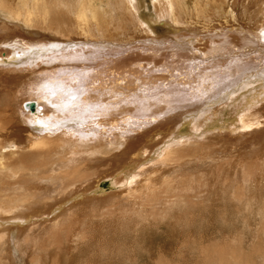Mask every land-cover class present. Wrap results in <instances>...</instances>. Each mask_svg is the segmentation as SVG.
I'll return each mask as SVG.
<instances>
[{"label": "rangeland", "instance_id": "374dc122", "mask_svg": "<svg viewBox=\"0 0 264 264\" xmlns=\"http://www.w3.org/2000/svg\"><path fill=\"white\" fill-rule=\"evenodd\" d=\"M188 1H192V0H188ZM97 3L101 5L100 6L101 8H99V11H98V16H97L98 21L97 22L99 23V25L105 26L103 35L100 36V39L103 38V40H111L112 42H117V43L121 42L122 44L126 42L127 43L123 44L122 46L121 44L119 46L117 45L116 47H113L114 48L113 50L105 49V51H102L100 49L94 61L90 60V58L93 59L92 57L85 59L84 66L85 67L89 66L87 67V68H91L89 71L87 69L85 70V72L82 71L79 73L70 74L69 69H67V71H64V69H59L57 67L58 65H56L53 68H51V72H50L48 69H44L43 67H41L43 64L42 63L43 60H45L44 57H41L40 61L37 60V62H40V64H36L37 62L33 63V64H36L33 68L34 73L27 74L26 76L21 74L20 71H19L20 73L19 74L15 71L13 72L12 69L9 68V67H13L14 64L16 63V62L15 63L13 62L15 58L9 60L11 61L10 63L12 64L3 65L4 67H0V127L2 126L4 129L8 130L7 132H4L3 128L2 130L0 128V140L2 139L1 137L3 138L5 137V140H7L5 142L6 145L8 144V140H15L17 141V143L20 145V148H21V149L17 148L14 151H9V149L7 150L6 148H3V150H6V151L2 153L4 154V158L6 162L8 163H14L16 161L24 162L22 167L20 166L17 167L20 169L17 172L18 176L16 175V178L19 177V175H21L20 177L24 179V180H21L22 183L20 185L10 184V182L16 178H12L10 172L4 175L7 172L5 168L0 170V182H1L0 183V196L5 197L7 196L6 194L18 195L17 192H19V190L12 188L13 189L12 191V189L11 190L9 189L11 188L10 186H20L22 187V191H24L23 188L26 187L27 193L28 191H32L33 198H34V199L32 198V202H34V204H42L44 202L42 201V197H44L45 195H47L48 202L54 200L56 197L58 198L59 196H64L67 191H71L72 189H74L80 182L70 185L65 192L61 191L59 194H57V192L60 189V185H58L57 182H54L52 180H45L43 178H36V177L30 178V177L33 176L35 173L40 174L44 170H50L52 168L56 169L54 173H57L58 169L67 168L68 166L67 162L71 160L70 156L72 155V152H75V150L78 149L81 151V153L79 154H83L82 152L84 151L83 149L88 150L89 148H91V146L98 145L99 142H102L104 144L103 146L105 147L104 149L107 148L109 151L113 150L115 152H118L117 154H119V152L123 153L124 150H127L128 142H130L129 140L130 138L129 139L127 138L125 141H123V138L121 136L124 135V132L122 130H118L119 125L127 124L126 122L122 121L123 120L122 116L124 114H130L132 117L134 116H138L140 118L146 117L148 120L151 116L158 117V115H160L162 117H166L167 111L168 112L173 111L172 114L173 116H175L176 113H182L188 109H191L193 113L192 115L194 117L190 118V120H192L193 122L190 121L189 119L186 120L184 122L185 125L183 124L184 127L183 129H181V133H180L183 136V138H185V141L187 143L183 144L181 142V146L179 145H175V146L178 147V149L179 147L183 148L180 153L188 152V154L184 158L196 159L197 157L199 158L200 156L199 160L202 158L201 159L202 161L199 162V164L197 165L198 169L196 168L192 172H191L192 169L190 168L184 170L178 167L180 169L178 171L174 170L173 168H170V165L172 166L176 165L175 161H172L171 163H169L170 165H168L167 163V167H163L160 164L158 165V163L156 164L157 166L156 165L151 166V167L148 166L149 171L151 169H155V170L157 169V173H158L167 168L168 171L172 172V174L170 175L171 176L174 175L173 187L171 189V187L168 185H166L165 187L159 184V186L155 185L156 187L153 190L149 189L147 191H143L144 193L139 192L138 194L143 195V198L134 197L135 194L132 195L131 198L133 202L131 203V207H136L138 205L143 204L145 217H147V226H145L144 228H141V225L138 224L136 219L133 220L132 217L125 216V219H123V222H122V224L125 222L124 223L125 226L123 225L122 227L121 223L118 224L117 226H119L120 229H123V232L125 233V235H127V237L124 236V237L118 238L119 236H116L112 238V241L110 243L105 241L104 243L101 244V240L103 236L107 237V234L111 235V233L109 232V229H110L109 226L112 223V216L114 215V213H121V211L118 209L117 210L115 209V212H114L112 207L114 206L116 208L121 209L122 211H124L123 212L124 214L127 213V210L126 209L124 210V208L127 207V204L124 200L127 194H122V193H124L128 187H125L124 181H122L121 184L118 183L121 180L122 173L119 174L118 169H116L114 175L111 176V184L113 188L112 192L118 193L121 191V193H119L120 197L119 195L117 198L115 197L116 198L115 200L113 201L110 200V201L105 202V203L107 202L113 203L114 205L112 204L111 208L107 206L108 204L106 205L104 202L102 203V208L103 209L108 208L109 212H106L104 215H100L102 209H98L97 206H95L96 208L95 212L89 213L86 215L84 214L82 215V217L80 216L81 218L80 219L79 216L75 215L73 211H70L71 214L69 215L68 218H66L67 221L66 219H64L61 223L55 222V224L57 223L56 225L54 224L52 227H49L47 229H45L43 226V230L41 229L37 230V231L42 232L39 236L38 234H36V232L35 233L32 232L33 234L36 235V238L34 240L30 236H28L29 240H33L32 244L34 246L32 245L33 246L31 249L32 251L26 252L27 254L20 253L19 255L15 252V255L12 259L13 262L11 259L8 260L7 257L6 258L2 257V261L0 263L1 264H9V263L10 264H33L34 261H39L43 258L45 259V261H43L42 264H47V263L48 264H62L61 257L65 255L67 251H70L71 253L73 254L76 253L78 255V257L74 258L71 261V264H90V262H92V264H130V262L131 264L132 263L133 264H264V232H263L264 231V212H262L264 211V205H263L264 204V189L263 187H261L260 189L257 185H255L254 189H252V192L250 194H246L245 190L243 194L241 193L239 194V191H238L239 182H235V181L232 182L231 180L232 171L237 172L238 167H239L241 174H243V172L248 169L247 170L248 172L262 173L264 177V137H263L264 135V123H263L264 122V101H263L264 91L263 90L259 91L260 87L262 89L264 88V55H263L264 52L263 53L261 52V50L263 49L262 48L263 45L261 46V44H264V40H263L264 12L262 13L261 11L259 12L261 8L260 6L264 5V1L263 0H255V1L254 0H222V1L221 0H212V1L209 0L207 5L205 6L206 15H203L200 17L193 16V17L188 18L187 19L189 22L188 25H191V28L193 30L191 28L187 30L182 29V28H181L182 30L179 29L177 31V35L180 37H178L179 39L176 38L175 40L186 39V38L193 39V41L190 39L191 40L190 44L195 45V48L199 49L200 52L203 51L202 54H200L202 56V58H200L201 59L200 62H198V59L195 62L190 61L191 56L184 50L180 52L178 55H173V54L170 55L168 49L172 47L171 45L172 41L171 42L169 41L168 43L165 44L167 45V47H164V46L162 47L159 44H156V43L151 44L150 42H145V41L139 42L137 40L140 37L134 36V35L140 36V34H138V31L136 29L135 30L137 32L133 29H128V31L126 32H128L129 37H125L124 36L125 29L120 30V28L116 27L117 25L116 20L117 18H120V19L126 18V16H124L126 15V12L123 13V10H121L122 13H118L120 14V16L118 14L115 16L113 15L114 9L112 8L113 7L112 3L110 4L109 2L108 4L106 0H101V3L99 2ZM97 3L96 5H93V4L90 5V7L92 8L94 6L96 7L98 5ZM240 5L243 6V8L246 7L244 8L245 10L241 8ZM97 9L98 8H96L95 10ZM111 9L112 11L110 12L111 13L110 14L109 11ZM100 10L103 11L104 13L102 14ZM124 11H126L125 8H124ZM216 12L218 13V15ZM85 14H86L85 19L88 20L89 23L92 24L94 21L92 20V15L90 14L89 10H85ZM109 17H112L113 21L115 20V22H113L112 19H110ZM70 18H73V17L66 16L65 19L61 21L56 20L55 24L58 25L59 27H62V29H61V32L58 33L57 31L59 30V28H57V31H56L57 33H53L45 29V27L41 28V26L37 24L33 28L26 27V26L17 27V26H14V23L11 21L10 23L8 21H4L3 17L0 16V42L6 38L13 39L14 37L16 38L17 42L20 41V43H22L21 45H23L24 43L23 41L25 40H26L25 42L27 43H29L30 41H34V40H37L41 43L45 42L46 36H50L52 38L59 37L60 40H63V38H69L70 36L77 37L75 34L76 32L75 31L72 32V28L74 25L71 24L72 19ZM53 19L55 18L53 17ZM103 19L105 20L109 19V20L105 21ZM101 22L102 24H100ZM255 24L258 26H256ZM113 25H115L117 29H115ZM234 27L241 28V31L240 32L235 31ZM69 28L71 29V31H67ZM251 28H253L254 31ZM205 32L208 34L207 36H205L206 35ZM197 33L200 35L199 38L197 36ZM202 33L203 35H201ZM217 33L219 34L217 35ZM220 33H222V35ZM27 34H31V35H27ZM93 35L95 38V36L97 35V32H95ZM18 38L20 39L22 38L23 41H21ZM133 39H136L135 42H138V43L134 45L132 44L130 46V42H132ZM248 44L250 46H254L252 48L253 50L247 48ZM111 46H115V45H111ZM245 48H247V50H245ZM12 49L15 50V48H12ZM84 49L87 51L90 50L88 48H84ZM7 50H8V47H6L5 45H3V43H1L0 44V63H3L1 55L4 56V54L7 53ZM29 53L30 52H28L27 55H29ZM249 55L250 56L252 55L251 56L252 58ZM238 56H242V57H238ZM57 61L60 62V59H58ZM119 61H122V63H118ZM135 61H137L136 64L133 63ZM88 62H90L91 65L88 64ZM211 64H215V66ZM1 68H3L4 71H2ZM247 69L248 71L247 72L245 71L246 73L245 74L244 70H247ZM249 69L250 71L251 70L252 71L250 72ZM113 72H115V74ZM48 73H50V76H55V75H59L63 73L61 77L68 76L70 78L67 80L64 79V82H61L65 84L63 85V84H60L61 80L58 81V79L49 80V79H46L45 77L42 78L43 75L48 74ZM66 73H68L69 75H67ZM249 73H253V74L251 76H247ZM122 76H124L125 78L123 79L124 81H121L122 79H120V77ZM244 76L246 77V79L244 78ZM117 79H118L119 84L115 83ZM37 82H38V85L36 86L32 85V84H36ZM49 82H55V83H49ZM49 84L55 85V86H51ZM30 86H33L36 89L37 87L40 88L41 89L40 94H44L46 91L47 101H52L55 96L60 94V96L63 98V101H65L63 102L65 107H67L68 109L79 107L84 110L85 108H87L85 112L81 110L82 119H80V121L81 122H87V121L93 122V121L98 120L97 122H99L100 120L99 124L93 123V126L94 125L97 126L95 127L97 128V132L96 133L93 132L94 127L92 126L93 130L92 129L90 130L87 127L88 130L78 135L80 136V138H78L77 135H75V137L74 136L70 137L68 135H62L64 137H60L61 134H58V132H57V135H55L56 133L46 134L48 143L50 141V143L48 144V147L41 148V149L40 148L36 149L35 147H32V149L28 150L27 147H25L26 142H27V132L21 131V133H19V131L13 130V129L11 130L12 131L11 132L10 127L7 128V127H4V125L5 124L7 125V123H9L10 121L12 122V124H16L17 120L15 117L20 118V111L22 109L21 106L24 102H26L23 100H25L28 97V94H29L28 90L30 89L29 88ZM234 86L238 87L234 93H238V92L241 93V91L246 92V90H249V89H250V92H253L254 89L257 90V93L253 98L254 102L247 106L248 114L244 115L245 119H248V122L251 123V126L247 129V133L242 135V134H237V132L229 133L227 131H223L224 134L225 133L230 134L229 136L231 140H229L230 139L229 138V139H223L219 141H215L216 138H212L213 139L212 140L209 137L204 136V131L202 133H197L198 127H199L198 120L201 119L202 116H204L205 110L202 108L206 105L207 99L209 100H212L213 98L218 99L220 96L226 95V93L229 96V97L227 96V99L228 98L231 99L232 95L234 94L231 95L230 90H232V88H235ZM109 87L110 88H120L119 90L114 92V95H115L114 100L112 99V97H110L111 92L109 91ZM97 89H99L100 92L103 91L104 95L106 96L103 99L104 101L102 102L96 103L95 101H92V102L88 101L83 106L70 105L71 103H66L68 101L70 102V100L73 99L71 98V96H74V98L78 100L82 93L87 95V91L88 93L93 91V95H95L97 92L96 91ZM140 94L142 96H140ZM223 96L217 101L224 99ZM160 99L162 100L165 99V100L162 101ZM217 101H213V102H217ZM184 103H186V106L184 105ZM163 105H165V108L163 107ZM54 106H59V105L54 104L51 107L42 106V108L44 109V111H47L45 112L46 114L54 110L55 109ZM168 106H170L171 108H168ZM167 108L171 110H167ZM22 112L24 114H27V111L22 110ZM65 113H66V119H70V116L67 114L68 113L67 110L65 111ZM228 113H229L228 110L225 111V113L222 112V116L219 120V124H222L229 119L228 117H230L229 116L230 114ZM241 114H242V110L238 111L233 116L232 120L234 121V123L237 122V119H239V115ZM85 116H86L87 121L85 118H83ZM115 116L116 118L113 119V117ZM188 117L190 116L188 115L187 118ZM52 119L53 117L49 115V118L47 119L46 124L51 123L50 125L51 128H48L47 129L48 131H51L53 128L55 129L56 128L55 126L58 125L59 120L58 119L52 120ZM111 119H112L113 125L111 123ZM19 120L20 119H18V125L21 126L22 124L23 126L24 125L27 126L28 123L26 121L19 122ZM176 120L178 119L176 118ZM114 121L117 125L114 124ZM148 121L151 122V120H148ZM194 121H196L197 126L194 124ZM233 121H230L229 126L233 124ZM162 123H164V121H162ZM154 125H156V128H158L160 125V122L159 121H155L153 123L151 122L150 124L146 126H148V128L150 129V128H153L152 126ZM29 126L30 125L28 124V127ZM223 126H225V124H223ZM107 128H109V131L107 130ZM102 129L106 130V132L105 133L103 132V134H102ZM238 129L239 128H236V130ZM44 130L46 129L44 128ZM238 131L243 133L242 130H238ZM32 132L36 134V133H39L40 131L35 128V129H32ZM41 135H44V134H41ZM139 135L140 134L138 133L135 135V137H138ZM237 135L240 136V138ZM118 138H119V141H118ZM164 141L162 144H164ZM162 144L157 147L158 148L162 147ZM111 145H114V146L112 147ZM118 145H120V148L116 149L115 147ZM35 150H37L36 153L38 154L34 153ZM203 154L205 155V157L203 156ZM38 155L40 156V158H42L44 165H41V162L38 161L40 160ZM88 156H87V159L89 160L88 162L89 165L93 167V170L98 171V172H101L104 170L109 171L113 168V165L116 162L115 160H117V164H119V161H120L117 157L112 156V154H108V153H106V155L95 154L89 157ZM152 156L154 157L155 153H153ZM239 157L241 158L238 159ZM27 158H30V159H27ZM119 158H121V156H119ZM64 160H67L66 163L64 162ZM206 161L208 162L207 163L208 165L205 164ZM229 162L232 164H230ZM28 164H30L31 167ZM75 165L76 164L71 163L70 166H68L69 171L72 172L75 168H77L75 167ZM83 165L84 164H79L80 170L84 172L86 171V168H84ZM144 166L145 165L139 166V164H137V166H135L136 168L135 170L133 171L125 170L126 171L125 173L128 175L129 181L136 172L137 174H140V169L142 170ZM24 167L26 168L24 169ZM87 169L89 172L92 173V169H89L88 167ZM182 176H183V179H182ZM26 179L29 181V183L31 181H33V183L28 186V184L25 182ZM7 181L9 182V184ZM101 181L102 183L103 182L108 183L106 178H102L100 182ZM129 181H128V184H129ZM259 183H262L264 185V181L262 180H260ZM177 184L180 187H178ZM220 184L221 185L228 184V186H232V191L234 194L228 195L229 197L227 196V201L223 203V204H226V203L229 204L231 208L233 204L234 209H232L233 210L232 219L227 217L225 220H221V221L215 220L211 223V225L205 224L202 229L205 230L206 234L203 233L204 236L202 235V237L200 235H196V231L193 229V227L196 225L194 223H192L193 226L192 224H190L189 226H184L185 227L184 230L180 229L179 230L180 232H177L175 230H172L170 225L165 226L164 225L165 223L161 222V214L163 213L162 209L164 208H170V207L173 208V211L172 212L170 211L169 213V216L172 215V217H170V220H167V222L172 221L173 219H182L181 217L184 216V215L182 216L183 212H185L187 217H191V215L194 214V212H196L199 209L207 208L208 205H211V208H210L211 210L214 209L216 204L218 203L221 204V202L217 198V195L219 194L220 189L225 186H221ZM181 185H182V189H181ZM188 187L192 190H190ZM64 189H66V187H64ZM210 190H215L214 192L215 194L213 193V196ZM181 193L183 194L181 195ZM172 202H174L173 206L170 205V203ZM254 202H259V204L258 205L254 204ZM26 203L28 204V202ZM118 204H119V207H118ZM248 207H250L251 210ZM34 210H35V207H34ZM103 213L104 212H102V214ZM235 214H238V216L236 215L237 218H235ZM11 215L12 213L10 212L4 214V216L9 217L8 221L10 220L15 221L18 219V218L11 217ZM35 215H37V212ZM35 215L31 214L32 219H36L38 217ZM19 221L21 220L19 219ZM242 221L245 222V224L247 223L248 226L247 225L243 226ZM32 225H30V227ZM73 227H74V230H73ZM133 229L135 230L133 231ZM227 229H229V231ZM28 231L29 230L27 228H22L21 229L22 236L24 237V234L28 233ZM140 231L141 232L143 231L144 233L143 238H139L138 236V233H140ZM17 232L18 230H14V229L11 230L12 237L14 236V238L10 240V246L12 247V249H14L13 247L14 242L12 240L14 241L16 240V237L18 236ZM141 239L143 240L142 243H141ZM41 248H42V251H41ZM136 248H139V249L136 250ZM44 249H46V251ZM134 249L136 251H134ZM2 250L5 251L4 249ZM84 250L87 251L86 256L88 258V261H86L85 259H82L83 256H85ZM76 251L77 252L79 251V252L77 253ZM80 252H81L80 254L81 257L79 255ZM119 254H122V256ZM158 254L159 256H156Z\"/></svg>", "mask_w": 264, "mask_h": 264}, {"label": "bare ground", "instance_id": "6f19581e", "mask_svg": "<svg viewBox=\"0 0 264 264\" xmlns=\"http://www.w3.org/2000/svg\"><path fill=\"white\" fill-rule=\"evenodd\" d=\"M106 1L108 2V4H109V2H110V4L112 3V6H113L112 8L114 9L113 10L114 11L113 15L116 16L118 13H122L121 10H123V13L126 12V15L123 14L124 16H126V18H122V19L117 18V20H116L117 21L116 27L120 28V30L121 29L122 30L125 29V34H126V35L124 34L125 37H129L128 36L129 35L128 32H126V31H128V29H133V30L136 29L138 31V34H140V36L139 35H134V36L135 37H140L139 39H141V40L138 39L137 41H139V42H141V41L150 42L151 44H153V43L155 44L156 43V44L161 45L162 47L163 46L167 47V45H165V44L168 43L169 41L170 42L172 41L171 42L172 47H170L168 49L170 55L171 54L178 55L180 52H182L184 50L191 56V60L190 61L195 62L198 59V62H200V60H201L200 58H202V56L200 54H202L203 51L200 52L199 49L195 48V45H191L190 44L191 40L193 41V39H191V38H190L191 40L188 39V38L180 39V40H175V39L176 38L179 39L178 37H180V36L177 35V31L179 29L182 28V29L187 30V29L191 28V25H188L189 24V22L187 20L188 18L193 17V16L194 17L195 16H199L200 17V16H203V15H206L205 14V6L207 5L209 0H192V1H188V0H106ZM210 1H212V0H210ZM97 2L101 3V0L100 1H98V0H0V16L3 17L4 21H8L9 23H10V21L13 22L14 26H17V27L26 26V27L33 28L37 24V25L41 26V28L45 27V29H47V30H49V31H51L53 33H57V32L60 33L62 27H59L58 25H56L55 21L56 20L61 21V20L65 19L66 16H71V17H73V18H70V19H72V23L71 24L74 25L73 28H72V32L75 31L76 32L75 34L77 36V37L70 36L69 38H63V40H60L59 37L52 38L50 36H46V41L42 42V43L37 41V40L30 41L29 43H27V42H25L26 40L23 41L22 38L21 39L18 38V39H20L21 41L24 42L23 45H21L22 43H20V41L17 42L16 38H14V37H13V39L6 38V39H4V40H2L0 42V44L3 43V45L8 47L7 53L4 52L5 53L4 56L1 55L3 63H0V67H4L3 65L12 64V63H10L11 61H9V60L15 58L13 62L14 63L16 62L15 63L16 65L14 64L13 67H9V68L12 69L13 72L15 71V72L19 73V71H20L21 74L26 76L27 74L34 73L33 72L34 71L33 70L34 66L36 64H40V62H37V60L40 61L41 57H44L45 60H43V62H42L43 64H42L41 67H43L44 69H48L50 72H51V68H53L56 65H58L57 67L59 69H64V71H67V69H69L70 70V72H69L70 74H75V73H79V72H82V71L85 72V70H87V69L89 71L91 68H87L89 66H87V67L84 66L85 59H88V58L92 57L93 59L90 58V60L94 61V59H95V57H97V53H98V51L100 49L102 51H105V49L106 50H108V49L113 50L114 49L113 47H116L117 45L119 46L120 44L122 46L123 44L127 43L126 42V43L122 44L121 42L117 43V42H112L111 40H103V38L100 39V36L103 35V31H104L105 26H101L97 22L98 21V19H97L98 11H99V8H101L100 7L101 5H99ZM96 3L99 5V6L97 5L98 7L97 6L96 7L94 6L93 8L90 7V5H92V4L96 5ZM106 7H107V5H106ZM109 7H110V5H109ZM260 7L261 8H260L259 12L260 11H261V13L264 12V5L263 6L261 5ZM96 8H98V9L95 10ZM124 8H125L126 11H124ZM241 8H243V6H241ZM244 8H246V7H244ZM253 9H254V7H253ZM85 10H89L90 14L92 15V20L94 21L92 24L89 23V21L85 19V15H86L85 14ZM111 11H112V9L109 11V13ZM101 12H102V14L104 13L103 11H101ZM113 15H112V17H113ZM118 15L120 16V14H118ZM217 15H218V13H217ZM53 17L55 19H53ZM112 17H109V18L112 19ZM103 20H105V19H103ZM108 20H105V21H108ZM112 21H113V19H112ZM102 22L100 24H102ZM113 22H115V20ZM9 26H11V25H9ZM113 26H114L115 29H117L115 27V25H113ZM256 26H258V25H256ZM57 28H59L58 31H57ZM234 28H235V31H237V32L241 31V28H237V27H234ZM251 29L253 30V28H251ZM181 30H180V32H181ZM195 30H197V29H195ZM67 31H71V29L69 28ZM95 32H97V35L94 38L93 34ZM218 34L219 33H217V35ZM220 34L222 35V33H220ZM27 35H31V34H27ZM201 35H203V33ZM207 35L208 34L206 33L205 36H207ZM197 36L199 38L200 35L197 33ZM183 37H185V36H183ZM195 39H197V38H195ZM263 40H264V37H263ZM135 41H136V39H133L132 42H130V46L132 44L134 45V44L138 43V42H135ZM111 45H115V46H111ZM261 46L263 48L261 50V52L263 53L264 52V44H261ZM253 47L254 46H250L249 44L247 45V48H249V49H252ZM12 48H15V50H13ZM84 48H88L90 50L87 51ZM247 48H245V50H247ZM26 50H28V51H26ZM28 52H30L29 55H27ZM263 55H264V53H263ZM234 57H235V55H234ZM238 57H242V56H238ZM58 59H60V62L57 61ZM140 59H141V57H140ZM254 60H255V58H254ZM35 62H37V63L33 64ZM136 62L137 61H135L133 63L136 64ZM118 63H122V61H119ZM259 63H260V61H259ZM88 64L91 65L90 62H88ZM139 64H141V63H139ZM211 65L215 66V64H211ZM261 66H263V65H261ZM6 68H7V66H6ZM250 69H249V71H250ZM253 69H255V68H253ZM1 70L4 71L3 68H1ZM93 70H94V68H93ZM245 71L247 72L248 69L244 70V73H245ZM256 72H258V71H256ZM113 73L115 74V72H113ZM62 74L63 73H61L59 75H55V76H50V73H48V74L43 75L42 78L45 77L46 79H49V80L58 79V81L61 80L60 84L65 85L64 83H61V82H64V79L67 80L70 77H68V76L61 77ZM66 74L69 75L68 73H66ZM249 74L247 76H251L253 73H249ZM151 76H153V75H151ZM159 78H161V77H159ZM244 78L246 79L245 76H244ZM120 79H122L121 81H124L123 79H125V78H124V76H122V77H120ZM244 80H243V82H244ZM257 80H259V79H257ZM114 81H115V79H114ZM144 81H145V79H144ZM49 83H55V82H49ZM115 83L119 84L118 79L116 80ZM32 85L36 86V85H38V82L36 84H32ZM49 85H51V84H49ZM51 86H55V85H51ZM239 87H241V86H239ZM29 88H30L29 90L26 89V90H28L29 94H28V97L25 100H23V101H26V102H24L22 104V106H21L22 109L20 111V118L15 117L16 120H17L16 124H12V122L10 121L9 123H7V125L6 124L4 125V127H7V128L10 127V131L13 129V130L19 131V133H21V131L27 132V142H26L25 147H27L28 150L32 149V147H35L36 149H38V148L41 149V148L48 147V144L50 143V141L48 143V139L46 138V134H54V133H56L55 135H57V132H58V134H61L60 137H64L62 135H68L70 137H73V136L75 137V135H77V137L80 138V136H78V135H80V133H83L86 130H88L87 127L90 130L91 129L93 130V127H94V131L93 132H95V133L97 132V128H95L97 126L96 125L93 126V123L94 124H99L100 120H99V122H97L98 120L93 121V122L92 121L88 122L87 119H86V116H85L83 118H85L88 123L87 122H81L80 119H82V116H81V110H83L82 108L76 107V108H73V109H68L67 107H65V105L63 103L65 101H63V98L60 96V94L55 96L52 101H47L46 100V96H47L46 91H45L44 94H40V91H41L40 88L37 87V89H36L33 86H30ZM237 88L238 87H235V88H232V90H230L231 95L234 94V95H232L231 99L230 98L227 99V96H228L227 93L224 96L222 95L224 99H221L219 101H217V100L220 99L222 96H220L218 99H216V98H213L212 100L207 99L206 105L202 108V109L205 110L204 111V116H202L203 118L201 117V119L198 120V124H199L198 126L199 127H198L197 133H202L204 131V136L209 137L210 139L216 138L215 141H219V140L229 139L230 138V136H229L230 134L225 133L226 134L225 135L223 131H227L229 133L237 132V134H242V135L247 133V129L251 126V123L248 122V119H245L244 115L248 114L247 113V110H248L247 106L254 102L253 98L256 95L257 90L254 89L253 92H250V89H249V90H246V92L241 91V93L240 92L234 93ZM119 89L120 88H110L109 87V91L111 92L110 97H112L113 100L115 99L114 92L119 90ZM260 90L264 91V88L262 89L260 87L259 91ZM96 91L97 92H96L95 95H93V91L89 92V93L87 91V95L82 93L78 100L76 98H74V96H71V98H73V99L70 100V102L68 101L66 103H71L70 105L83 106L88 101H91V102L95 101L96 103L104 101L103 99L106 97L104 95V92L102 90H101L102 92H100L99 89H97ZM223 94H225V93H223ZM140 96H142V95L140 94ZM162 99H160V100H162ZM164 100H162V101H164ZM213 101H217V102H213ZM30 102H34L35 103L34 110H31L28 107ZM200 102H202V101H200ZM51 104L52 105L57 104L59 106H54L55 107L54 110H52V111H50V112L45 114V112H47V111H44L42 106H50L51 107L52 106ZM184 105L186 106V103H184ZM173 106H175V105H173ZM163 107L165 108V105H163ZM168 108H171V107L168 106ZM168 108H167V110H171V109H168ZM202 109H200V110H202ZM22 110L23 111H27V114H24L22 112ZM66 110L68 111L67 114L70 116V119H66V113H65ZM85 110H87V108H85L83 110V112H85ZM118 110H119V108H118ZM129 110H131V109H129ZM162 110H163V108H162ZM227 110L229 112L228 114H230L229 115L230 117H228L229 119L226 122H224L222 124H219V120H220V118L222 116V112L225 113V111H227ZM240 110H242V114L239 115V119H237L238 123L237 122L234 123L232 118ZM172 113H173V111H171V112L167 111L166 117H162L160 115H158V117L151 116L148 120H151L152 123L155 122V121H159L160 125H159V127L157 126L158 128H156V125H157L156 124V125L152 126L153 128H150V129L146 125L150 124L151 122L148 121L146 117L145 118H140L138 116L132 117L130 114H124L122 116V119H123L122 121L126 122L127 124L119 125V128L116 126L118 128V130H122L124 132V135L121 136L123 138V141H125L127 138L128 139L130 138L129 139L130 142H128V148L129 149L127 148V150H124L123 151L124 154L121 153V152H119V154H117L118 152H115L113 150L109 151L107 148L104 149L105 148V147H103L104 144L102 142H99L98 145L91 146V148H89L88 150H85V149L82 148L84 150V151H82L83 154H79V153H81V151L78 150V149H76L75 152H72V155L70 154L71 155L70 156L71 160L67 162L68 166H70L71 163L72 164L74 163V164H76L75 167H77L72 172L69 171L68 166H67V168H64V169L63 168L62 169H58L57 173H54V171H56V169L52 168L50 170H44L40 174L39 173L38 174L35 173L33 176L30 177V178H33V177L43 178L45 180H52L54 182H57L58 185H60V189L57 192V194H59L61 191L65 192L70 185H73V184H75L77 182H80L74 189H72L71 191H67L64 196H59L58 198L56 197L54 200L48 202L47 201V195H45L44 197H42V201H44L42 204H34V202H32V198H33V192L32 191H28V193H29L28 194L26 192V187H24L23 188L24 191H22V187H20V186H10L11 187V188H9L10 190L12 188L13 189H18L19 192H17L18 195L6 194L7 196H5V197H1L0 196V255H1L0 256V262L2 261V257H4V258L7 257L8 260H10V259L12 260L14 255H15V252L19 255L20 253L24 254V253H26L28 251H32L31 249L34 246L32 244L33 243L32 241L36 238V235L33 234L32 232H34V233L36 232V234H38V236H39L42 232L41 231H37L38 229L43 230V226H44L45 229H47L49 227H52L55 224V222L61 223L64 219L69 217V215L71 214L70 211H73L75 213V215L79 216V218H80V216L82 217V215H84V214L86 215V214L95 212V210H96L95 206H97L98 209H102L100 215H104L106 212H109L108 208L107 209H103L102 208V203L103 202L105 203L106 201H110V200H112V201L115 200L118 197L119 193H121V191L118 192V193L117 192H114V193L112 192L113 188H112V184H111V176L114 175L116 169H118V173L119 174L122 173L121 180L119 179L120 181L118 183L121 184V182L124 181L125 187H128L125 190V192L122 193V194H127L125 199H124L126 204H127V207H125L124 210L126 209L127 213L124 214L123 213L124 211H122L121 209L116 208L114 206L112 207L111 205L113 203H109V202L105 203L106 205L108 204L107 206H109L110 208L112 207L114 212H115V209L116 210L118 209V210L121 211V213H114L113 212L114 215L111 214V215H113L112 216V223L109 226L110 227L109 232L111 233V235L107 234V237L103 236V238L101 240V244L104 243L105 241L110 243L112 241V238H114L116 236H119L118 238H121V237H124V236L127 237V235H125V233L123 232V229H120L119 226H117L120 223L122 224L123 219H125V216H130V217L133 218V220L136 219L138 224L141 225V228H144L145 226H147V217H145L143 204L138 205L136 207H131V203L133 202V200L131 198L132 195L135 194L134 197L143 198V195H139L138 194L139 192L147 191L149 189L153 190L156 186H159V184L163 185L165 187H166V185H168L172 189V187H173V178H174V175H172V176L170 175V174H172V172L168 171L167 168L165 170L157 173V169L156 170L155 169H151L149 171L148 170L149 169L148 166H150V167L151 166H155L158 163V165L160 164L163 167H167V163H168V165H170L169 163H171L172 161H175L176 165H174V166L170 165V168H173L174 170H177V171L180 170L179 168L184 169V170L190 168V169H192L191 170V172H192L193 170H195L197 168V165L199 164V162L202 161L201 160L202 158L199 160L200 156H199V158L197 157L196 159H190V158L186 159V158H184L188 154V152L187 153H184V152L180 153L183 148L179 147V149H178V147L175 146V145L181 146V142L183 144L187 143L185 141V138H183V136L180 133H181V129H183V127L185 125L184 122L186 120H188V119L190 120V118L194 117L192 115L193 113H192L191 109H188V110H186V111H184L182 113H176L175 116H173ZM49 115H51L53 117V119H58L59 120L58 125L57 126L54 125L56 128L55 129L53 128L51 131L47 130L48 128H51L50 127L51 123L46 124L47 119L49 118ZM188 115L190 117L187 118ZM17 118L20 119L19 122L20 121H26L30 126L28 127V124H27V126L26 125L23 126L22 124H21V126L18 125V119ZM114 118H116V116L113 117V119ZM176 118L178 120H176ZM109 119H110V117H109ZM3 120H4V118H3ZM92 120H93V118H92ZM162 121H164V123H162ZM190 121H192V120H190ZM196 121H194V124L197 126ZM230 121H233V124H231V126H229ZM26 122H24V123H26ZM111 123L113 125L112 119H111ZM101 124H102V122H101ZM114 124H116L115 121H114ZM223 124H225V126H223ZM110 126H111V124H110ZM254 126H256V125H254ZM0 128L2 130L3 127L1 126ZM35 128L38 129L40 132L34 134L32 132V129H35ZM44 128L46 130H44ZM109 128H107L108 131H109ZM236 128H239L238 130H242L243 133H241L238 130H236ZM262 128H260V129H262ZM3 130H4V132L8 131L7 129H4V128H3ZM103 132L105 133L106 130L102 129V134H103ZM138 133L140 135L138 137H135V135L138 134ZM41 134H44V135H41ZM249 136H251V135H249ZM238 137L240 138V136H238ZM263 137H264V135H263ZM1 138L2 139L0 140V170L5 168L7 172L4 175H6L8 172H10L12 178H16L17 172L20 169V168H17V167H19V166L22 167L24 162L23 161H16L14 163H8V162H6V160L4 158V154L2 152L6 151V150H3V148H6L7 150L9 149V151H14L17 148H20V145L15 140H8V144L6 145L5 142L7 140H5V137L4 138L1 137ZM51 139H53V138H51ZM164 140H166V141H164ZM229 140H231V138ZM118 141H119V138H118ZM163 141H164V144H162ZM178 142H179V144H178ZM161 144H162V147L158 148L157 146H159ZM18 145H19V147H18ZM111 146L113 147L114 145H111ZM74 147H76V146H74ZM115 148L119 149L120 145L116 146ZM23 149H24V147H23ZM46 150H47V148H46ZM36 151L37 150H35L34 153H36ZM257 152H259V151H257ZM106 153L112 154V156L117 157L120 160L119 164H117V160H115L116 162L113 165V168L111 170H109V171L108 170H104V171L98 172V171L93 170V167H91L89 165V163H88L89 160L87 159V156L88 155L91 156V155H95V154L106 155ZM153 153H155L154 157L152 156ZM36 154H38V153H36ZM204 154H203V156L205 157ZM209 154H211V153H209ZM119 156H121V158H119ZM24 157H26V156H24ZM38 157L40 158L39 155H38ZM240 158L241 157H239L238 159H240ZM27 159H30V158H27ZM41 160H42V158H40V160H38V161L41 162V165H44L43 160L42 161ZM66 161L67 160H64L65 163H66ZM207 163L208 162L206 161L205 164H207ZM79 164H84L83 167L86 168V171H84V172L81 171ZM137 164H139V166L140 165H145V166H144V168L142 170L140 169V174H137V172H136L131 177V179L129 181L128 175L125 172L126 171L135 170L136 169L135 166H137ZM230 164H232V163H230ZM26 165H27V163H26ZM28 165L30 166V164H28ZM86 166L89 169H92V173L88 171ZM25 168L26 167H24V169ZM21 169H23V168H21ZM201 169H203V168H201ZM234 169H235V167H234ZM247 170L244 171L243 174H241V172L239 170V167L237 169V172H233L232 171L231 180H232V182L233 181L239 182L238 183L239 194L240 193L243 194L244 190H245L246 194H250L252 192V189H254L255 185H257L260 189H261V187H263V189H264V185L262 183H259L260 180L264 181L263 180L264 177H263L262 173H255V172L251 173V172H248ZM193 174H195V173H193ZM20 176L21 175H19V177H17L16 179H13L10 182V184H12V185H17V184L20 185L22 183L21 180H24ZM102 178H106L108 183H106V182L102 183V181L100 182V180ZM176 178H178V177H176ZM182 179H183V176H182ZM31 180H33V179H31ZM128 181H129V184H128ZM25 182L28 184V186L33 183V181H31L29 183V181L27 179L25 180ZM8 184H9V182H8ZM24 185H26V184H24ZM213 185H215V184H213ZM221 186H225V187L220 189V192L218 191L219 194L217 195V198L219 199L221 204L220 203L216 204L214 209H212L214 211H212L210 209L211 205H208L207 208L199 209V210H197L198 212L197 211L194 212V214H192L191 217H187L185 212H183L182 216L183 215L184 216L181 217L182 219H173L172 221L167 222V220H170V217H172L171 214H170L171 216H169V213H170V211L171 212L173 211V208H171V207L170 208H164V209H162L163 213L161 214V222L165 223L164 224L165 226L166 225H170L172 230H175L177 232H180L179 231L180 229L184 230V228H185L184 226H189L190 224L194 223L196 225L193 227V229L196 231V235H200L201 237H202V235L204 236V234H206V233H205V230L202 229V228H203V226L205 224L206 225H211V223L213 221H215V220H217V221L218 220H220V221L221 220H225L227 217L232 219V214H233L232 213V211H233L232 209H234L233 204H232V208L227 203L223 204V203H225L227 201V196L228 195H233L234 194L233 191H232V186H228V184L221 185ZM64 187H66V189H64ZM178 187H180V186L178 185ZM13 189H12V191H13ZM181 189H182V185H181ZM190 190H192V189H190ZM236 190H237V188H236ZM158 192H160V191H158ZM210 192L212 193V196H213V193L215 192V190H210ZM173 194H175V193H173ZM182 194L183 193H181V195ZM119 197H120V195H119ZM119 199H121V198H119ZM26 202H28V204ZM173 203L174 202L170 203V205L173 206ZM205 203H206V201H205ZM246 203H244V204H246ZM254 204L258 205L259 202H254ZM238 205H240V204H238ZM244 206H246V205H244ZM34 207H35V210H34ZM118 207H119V204H118ZM248 208L250 209V207H248ZM227 211H229V212H227ZM9 212L12 213L11 217L18 218V219L15 220V221H12V220L8 221L9 217L8 216H4V214L5 213H9ZM36 212H37V215H35ZM102 212H104V213L102 214ZM262 212H264V211H262ZM187 213H189V212H187ZM31 214H33L35 216H38V217L36 219H32ZM228 214H230V215H228ZM236 215L238 216V214H235V218H237ZM19 219L21 221H19ZM66 221H67V219H66ZM85 221H87V220H85ZM243 221H242L243 226L247 225V223L245 224V222H243ZM45 222H47V223H45ZM77 222H79V221H77ZM124 223L122 224V227H123ZM148 223H150V222H148ZM151 224H153V223H151ZM30 225H32V226L30 227ZM192 226H193V224H192ZM22 228H27L29 230L28 231L29 234L25 233L24 237H23L22 234H21V229ZM13 229L14 230H18V232H17L18 236L16 237V240L15 241L12 240L14 242L13 243L14 249H12V247L10 246V240L14 238V236L12 237V233H11V230H13ZM69 229H71V228H69ZM73 230H74V227H73ZM134 230L135 229H133V231ZM227 230L229 231V229H227ZM185 234H186V232H185ZM28 236L33 238V240H29ZM138 236H139V238H143L144 237L143 231L142 232L140 231V233H138ZM180 238H181V236H180ZM142 241L143 240L141 239V243H142ZM118 245H120V244H118ZM164 245H166V244H164ZM137 247H139V246H137ZM2 249H4L5 251H3ZM137 249H139V248H136V250ZM44 250L46 251V249H44ZM136 250L134 249V251H136ZM41 251H42V248H41ZM85 252H84L85 256H83L82 259H85L86 261H88V258L86 256L87 251H85ZM220 252H221V250H220ZM80 254H81V252L79 253V255ZM119 255L122 256V254H119ZM68 256H69V258H68ZM156 256H159V254L156 255ZM76 257H78V255L76 253L73 254L70 251H67L66 254L61 257L62 264H71V261L74 258H76ZM80 257H81V255H80ZM43 261H45V259L42 258L39 261H34L33 264H42ZM12 262H13V260H12ZM90 264H92V262H90ZM130 264H131V262H130Z\"/></svg>", "mask_w": 264, "mask_h": 264}, {"label": "water", "instance_id": "95a60500", "mask_svg": "<svg viewBox=\"0 0 264 264\" xmlns=\"http://www.w3.org/2000/svg\"><path fill=\"white\" fill-rule=\"evenodd\" d=\"M27 104V103H26ZM28 107L31 109V110H34V107H35V103L34 102H30Z\"/></svg>", "mask_w": 264, "mask_h": 264}]
</instances>
